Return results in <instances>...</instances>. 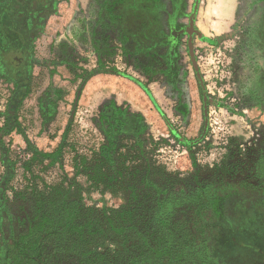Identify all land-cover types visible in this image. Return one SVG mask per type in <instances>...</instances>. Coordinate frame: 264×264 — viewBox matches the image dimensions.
I'll use <instances>...</instances> for the list:
<instances>
[{
    "label": "rangeland",
    "instance_id": "1",
    "mask_svg": "<svg viewBox=\"0 0 264 264\" xmlns=\"http://www.w3.org/2000/svg\"><path fill=\"white\" fill-rule=\"evenodd\" d=\"M88 1L59 0L57 12L38 24L41 30L35 33L34 56L41 64L34 67L31 92L18 111V122L39 150L51 152L63 141L65 147L61 163L51 165L35 159L17 132L7 138L16 170L0 202V264L10 263L16 240L28 231L35 200L51 197L55 188L83 207L111 212L128 204L133 189L147 174L162 184H172L170 194L175 197L196 196L202 188L211 189L219 183L218 177L230 175L236 164L253 178L251 188L256 195V184L264 181V109L245 101L239 91L235 56L241 35L225 40L220 47L207 39L195 42L197 66L213 103L203 115L192 74V109L188 118H182L173 111L175 101L164 94L161 80L144 77L120 42L114 40L115 51L99 60L91 49L83 47L71 58L73 62L58 54L60 42L75 25L77 8ZM120 1L124 0H115V6L126 12L129 3ZM238 4L239 0H201L197 26L202 35L216 40L235 34L237 17L244 11ZM52 26L62 27L52 32ZM103 68L127 76L97 73L80 90L87 73ZM12 91L13 86L0 79V112H7ZM110 106L120 110L124 121L108 122L104 114ZM132 121L137 123L136 131L128 124ZM3 122L0 117V126ZM108 136L115 144L113 163L106 161L103 151L110 146ZM4 174L0 162V180ZM246 176L231 179V184L240 188ZM240 218L241 240L236 243L227 236L221 238L228 245L220 249L223 257L216 264H264V208L241 210ZM99 250L112 258L120 245L108 241ZM211 257L199 255L181 264H212Z\"/></svg>",
    "mask_w": 264,
    "mask_h": 264
},
{
    "label": "trees",
    "instance_id": "2",
    "mask_svg": "<svg viewBox=\"0 0 264 264\" xmlns=\"http://www.w3.org/2000/svg\"><path fill=\"white\" fill-rule=\"evenodd\" d=\"M97 73L127 76L117 69L103 68L87 73L82 86ZM30 83L31 77L26 82L19 81L12 91L7 112H0V117H4L0 126V162L5 167L3 187L15 177L16 161L7 147V138L12 133L23 137L26 150L35 159L56 165L63 157L64 141L51 152L39 150L18 117L8 116L10 111L18 114L31 92ZM115 110L120 111L110 106L104 114L109 123L123 119ZM132 123L131 129L135 131L137 123ZM108 138L110 146L103 151L106 161L113 163L115 144L112 136ZM229 174L218 177L216 187L202 188L199 195L183 197L170 194L173 185L169 182L162 184L147 174L133 189L128 204L111 212L83 207L76 200H70L63 190L55 188L51 197L35 200L30 227L16 240L9 264H181L199 255L212 256L211 262L216 264L222 260L221 251L228 245L221 238L227 236L236 243L241 240L240 211L264 208V181L256 184V195L251 188L253 178L241 166L234 165ZM243 175L248 176L242 178L240 188L231 184V179ZM108 241L120 245V251L112 258L99 250Z\"/></svg>",
    "mask_w": 264,
    "mask_h": 264
},
{
    "label": "flooded vegetation",
    "instance_id": "3",
    "mask_svg": "<svg viewBox=\"0 0 264 264\" xmlns=\"http://www.w3.org/2000/svg\"><path fill=\"white\" fill-rule=\"evenodd\" d=\"M58 1L0 0V79L11 84L13 90L19 81L26 82L29 77L32 80L34 67L41 64L34 56L35 33L41 30L39 22L57 12ZM114 1L89 0L86 9L79 6L75 25L70 35L60 42L58 54L73 62L71 58L78 48L83 47L91 49L99 60L115 51L116 40L123 45L128 52L127 58L144 77L161 80L164 94L175 101L173 111L182 118H188L192 109L189 84L192 74L203 115L213 103L210 97L205 96L206 84L197 66L195 42L207 39V42L220 47L225 40L241 35L235 56L239 91L245 101L264 109V0H239L238 5L243 6L244 11L237 17L235 34L216 40L203 36L198 29L201 0L120 1L119 4L129 3L126 12L115 6ZM141 86L148 95H152L146 85L141 83ZM157 108L168 123L160 107ZM115 113L119 114L116 110ZM10 115L18 114L10 111ZM119 121L124 119L119 118ZM174 135L178 136V132ZM2 180L3 177L0 180V202L7 188L2 186ZM2 208L0 206V221Z\"/></svg>",
    "mask_w": 264,
    "mask_h": 264
},
{
    "label": "crops",
    "instance_id": "4",
    "mask_svg": "<svg viewBox=\"0 0 264 264\" xmlns=\"http://www.w3.org/2000/svg\"><path fill=\"white\" fill-rule=\"evenodd\" d=\"M80 1H83V0H80ZM79 3H80V2H79ZM79 5H80V4H79ZM77 6H78V4H77ZM86 6H87V5L83 6L82 8H85V9H86ZM232 14H233V12H232ZM233 15H234V14H233ZM61 20H62V19H61ZM51 23H52V22H51ZM61 27H62V26L56 28L55 26H52V27H51L52 32H53L54 30H55V32H56V31H59V30L61 29Z\"/></svg>",
    "mask_w": 264,
    "mask_h": 264
},
{
    "label": "water",
    "instance_id": "5",
    "mask_svg": "<svg viewBox=\"0 0 264 264\" xmlns=\"http://www.w3.org/2000/svg\"><path fill=\"white\" fill-rule=\"evenodd\" d=\"M82 88H83V86H82ZM82 88H80V90L82 89ZM80 95V91H79V93H78V96ZM150 96V98H151V100H154L153 99V97L151 96V95H149ZM78 99V98H77ZM168 125L170 126V128L173 130V127L171 126V124L168 122ZM173 133L174 134H176V131L175 130H173Z\"/></svg>",
    "mask_w": 264,
    "mask_h": 264
}]
</instances>
